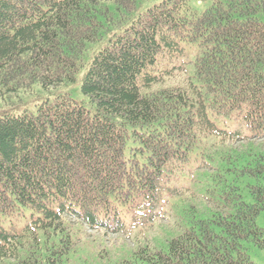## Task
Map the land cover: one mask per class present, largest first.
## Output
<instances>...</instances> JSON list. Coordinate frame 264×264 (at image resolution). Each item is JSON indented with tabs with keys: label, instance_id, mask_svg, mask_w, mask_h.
Returning <instances> with one entry per match:
<instances>
[{
	"label": "trees",
	"instance_id": "trees-1",
	"mask_svg": "<svg viewBox=\"0 0 264 264\" xmlns=\"http://www.w3.org/2000/svg\"><path fill=\"white\" fill-rule=\"evenodd\" d=\"M142 1L0 0V96L87 67L90 103L0 113V264H104L88 229L130 234L176 200L166 247L138 241L135 261L255 264L248 244L264 248V0Z\"/></svg>",
	"mask_w": 264,
	"mask_h": 264
},
{
	"label": "rangeland",
	"instance_id": "rangeland-1",
	"mask_svg": "<svg viewBox=\"0 0 264 264\" xmlns=\"http://www.w3.org/2000/svg\"><path fill=\"white\" fill-rule=\"evenodd\" d=\"M159 0H146L139 3L138 10L139 12L146 10L153 3ZM206 4H208L206 2ZM205 6V5H204ZM114 7L111 5V8ZM91 54V51H89ZM88 59V56H87ZM87 67L81 68L76 82H66L55 87H51L49 89L43 88V86L39 83L33 84L29 89H20L16 93H12L13 95L0 96V113L4 111H14L22 112L23 110H29L30 112L36 113L37 106L39 103H42L46 100H52L60 95V94H70L75 100L83 103L84 105L90 107V103L88 98L84 95L82 91V82L84 75L86 73ZM14 108V110H12ZM260 182L264 185V177L260 179ZM176 187L180 190L187 191V194L190 193H199L200 187H197L190 183L187 179H185L182 183L179 182ZM191 203L196 204L199 209H205V202L200 199H194L190 201ZM165 210V211H164ZM182 211V202L180 200H176L175 203L169 202L162 204L161 206V216H157L154 220L150 221L145 219V226H141L137 224L133 229V232L130 234H103L101 231H95L92 229L87 230V234L91 235L85 240L84 250L85 253L91 254L92 256L95 254L97 250L107 249L108 254L104 253V259H108L104 261V264H121V261L129 260L132 261V264H144L145 262L142 260L135 261L134 256L139 248L138 241L148 242L151 240L153 243H160L163 248L166 247V237H170L174 234L172 233L173 225L175 224L177 218L181 216ZM165 215V218H162V215ZM150 216L148 215L147 218ZM258 226L264 228V210L259 213L256 218ZM142 228H145L142 230ZM106 236V237H103ZM95 239V242L92 241ZM106 239V242H102V240ZM248 252L255 264H264V248H259L255 246L253 243L248 244ZM134 253V255H133ZM103 259V260H104Z\"/></svg>",
	"mask_w": 264,
	"mask_h": 264
}]
</instances>
